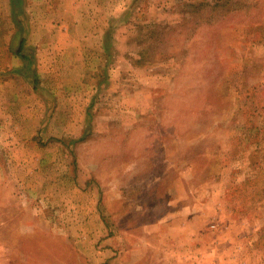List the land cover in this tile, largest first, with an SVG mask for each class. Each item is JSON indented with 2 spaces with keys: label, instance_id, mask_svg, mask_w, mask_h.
I'll list each match as a JSON object with an SVG mask.
<instances>
[{
  "label": "rangeland",
  "instance_id": "374dc122",
  "mask_svg": "<svg viewBox=\"0 0 264 264\" xmlns=\"http://www.w3.org/2000/svg\"><path fill=\"white\" fill-rule=\"evenodd\" d=\"M15 2L0 264H264V0ZM24 212L53 222L20 239Z\"/></svg>",
  "mask_w": 264,
  "mask_h": 264
},
{
  "label": "crops",
  "instance_id": "0c3cea01",
  "mask_svg": "<svg viewBox=\"0 0 264 264\" xmlns=\"http://www.w3.org/2000/svg\"><path fill=\"white\" fill-rule=\"evenodd\" d=\"M20 160L22 161V159H20ZM31 167H29V165H26L25 163H20L17 165H11V164L0 165V175L1 174L7 175V176H5V181L1 182V179H0V192H1V189L3 188L6 196L8 197V199L4 198L5 200H7L6 205H11V206L14 205L15 206L14 203H17V204L19 203L16 200L15 196H12L13 190H14V188H16V185H15L16 181L12 178L11 174L12 173H15V174L16 173H19V174L25 173L26 174L27 170H32ZM33 169L36 170L37 167H34ZM18 177L23 178V176H21V175H19ZM2 180H4V178ZM0 205H2V204L0 203ZM49 222H53V220L50 218L46 219V218H44L43 215L41 216V218H38L37 216L31 217L30 215H27L24 212L23 216H21L17 220H15V223L17 225H19L18 233L15 235V237H19L21 239L22 237H24V235H26V232H29V231L36 235L39 232L37 230H39L40 226L41 225L43 226L44 224H49ZM7 235H8V233L6 234V236ZM3 251L5 254H9L6 251H10V252L18 251V253H22V246L17 245L15 247H9V249H7L6 247L3 246ZM106 252L107 251L104 250L103 252H101L102 254H100V255H104V254H106ZM16 258H14V259H12L11 257H8L7 259L5 258L4 264H15ZM116 264H129V262L120 260V257H118Z\"/></svg>",
  "mask_w": 264,
  "mask_h": 264
},
{
  "label": "trees",
  "instance_id": "16d2710c",
  "mask_svg": "<svg viewBox=\"0 0 264 264\" xmlns=\"http://www.w3.org/2000/svg\"><path fill=\"white\" fill-rule=\"evenodd\" d=\"M14 2H15V0H14ZM15 4L17 5V3L15 2ZM23 44H24V40L21 42V44H20V47H19V50L17 51V54L18 55H20V57L23 59V60H28L27 59V55L26 54H24V49H23ZM138 61H140V60H138ZM26 66H27V69H29V68H31V66H30V64H26Z\"/></svg>",
  "mask_w": 264,
  "mask_h": 264
}]
</instances>
